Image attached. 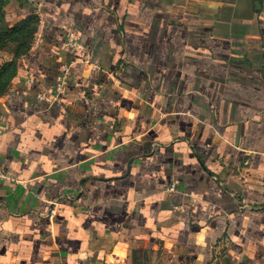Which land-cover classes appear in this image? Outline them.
<instances>
[{
	"label": "crops",
	"instance_id": "1",
	"mask_svg": "<svg viewBox=\"0 0 264 264\" xmlns=\"http://www.w3.org/2000/svg\"><path fill=\"white\" fill-rule=\"evenodd\" d=\"M241 2L14 5L38 22L0 94V264L161 245L174 264H264V10Z\"/></svg>",
	"mask_w": 264,
	"mask_h": 264
},
{
	"label": "rangeland",
	"instance_id": "2",
	"mask_svg": "<svg viewBox=\"0 0 264 264\" xmlns=\"http://www.w3.org/2000/svg\"><path fill=\"white\" fill-rule=\"evenodd\" d=\"M1 1V0H0ZM4 1L3 9L6 12H11L14 8V5L22 3L24 0H2ZM241 6H246L249 10L262 11L264 10V0H242ZM244 8V7H242ZM8 23L11 27L18 26L21 23V19L17 20L16 18L10 20L8 19ZM28 30H32L34 24H36V19H33L29 22ZM29 32L24 34L28 35ZM15 36L4 37V40L0 41V50H8L14 53L12 61H10L11 65L7 68V70L1 74L0 76V87L5 83L4 81L8 79L12 75L15 70V65L17 63V59L22 55L23 49H25L30 42L29 37L22 35L20 38H14ZM6 40V41H5ZM7 46V47H6ZM1 67L4 66L0 65ZM163 245L159 246L158 249L155 250H145V249H134L130 252L128 264H174L166 259V255L164 254ZM179 264H192L191 262H180ZM213 264H232L228 258L219 259L214 261Z\"/></svg>",
	"mask_w": 264,
	"mask_h": 264
},
{
	"label": "trees",
	"instance_id": "3",
	"mask_svg": "<svg viewBox=\"0 0 264 264\" xmlns=\"http://www.w3.org/2000/svg\"><path fill=\"white\" fill-rule=\"evenodd\" d=\"M3 3H4V1L1 0L0 1V41L4 40V37H9V36H15L14 38H16V39L20 38L22 35L26 36V38L29 37V39H30L29 45L25 49H23V51H22L23 53H25L31 46L34 33L37 29V23L34 24V27L32 30H28L27 27L29 26V24H30L29 22L33 19V17H34V19H36V22H38L37 17L31 15V16L22 18L20 25L11 27L10 24L8 23V20H7V14L3 9V5H2ZM26 32H29L28 35L24 34ZM9 65H11V63L7 62L4 64V66L0 67V76L2 73H4L7 70ZM16 70H17V68L15 67V70L12 73V75L4 81L5 83L0 87V94H2L5 91L10 80L15 75Z\"/></svg>",
	"mask_w": 264,
	"mask_h": 264
},
{
	"label": "built area",
	"instance_id": "4",
	"mask_svg": "<svg viewBox=\"0 0 264 264\" xmlns=\"http://www.w3.org/2000/svg\"><path fill=\"white\" fill-rule=\"evenodd\" d=\"M77 43L75 42V40H73L71 38V36H69L67 42H66V45L67 46H70V47H74ZM87 57H88V53H87ZM68 68L67 66H64L62 69H61V72L57 78V81H56V84H55V87H54V92L55 93H62L65 91L66 87H67V79H68Z\"/></svg>",
	"mask_w": 264,
	"mask_h": 264
}]
</instances>
